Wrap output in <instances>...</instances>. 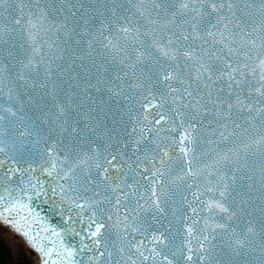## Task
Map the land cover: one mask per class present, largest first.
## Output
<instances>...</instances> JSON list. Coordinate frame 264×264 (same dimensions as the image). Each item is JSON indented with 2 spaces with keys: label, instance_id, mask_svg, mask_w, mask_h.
<instances>
[{
  "label": "snow or ice",
  "instance_id": "obj_1",
  "mask_svg": "<svg viewBox=\"0 0 264 264\" xmlns=\"http://www.w3.org/2000/svg\"><path fill=\"white\" fill-rule=\"evenodd\" d=\"M0 225L39 264H264V0H0Z\"/></svg>",
  "mask_w": 264,
  "mask_h": 264
},
{
  "label": "water",
  "instance_id": "obj_2",
  "mask_svg": "<svg viewBox=\"0 0 264 264\" xmlns=\"http://www.w3.org/2000/svg\"><path fill=\"white\" fill-rule=\"evenodd\" d=\"M35 203L37 205H40V207L37 210L42 211V214H44V215H48V211H47V206L46 205L40 204V201H36ZM49 219L51 220V222L54 225L59 223V220L57 218L53 217V216H49ZM29 246H31V245H29ZM32 253H34V252H31V254ZM37 253L40 256L39 252H37ZM40 259H41V257H40ZM12 262H13V254H12L11 248L9 247V245L4 243V241L2 239H0V264H11Z\"/></svg>",
  "mask_w": 264,
  "mask_h": 264
},
{
  "label": "rangeland",
  "instance_id": "obj_3",
  "mask_svg": "<svg viewBox=\"0 0 264 264\" xmlns=\"http://www.w3.org/2000/svg\"><path fill=\"white\" fill-rule=\"evenodd\" d=\"M12 247L14 249V261L13 264H32L35 260V264H38L36 256H31L28 247L24 242L12 241Z\"/></svg>",
  "mask_w": 264,
  "mask_h": 264
},
{
  "label": "bare ground",
  "instance_id": "obj_4",
  "mask_svg": "<svg viewBox=\"0 0 264 264\" xmlns=\"http://www.w3.org/2000/svg\"><path fill=\"white\" fill-rule=\"evenodd\" d=\"M0 239H2L4 241V243H6L7 245H9L11 247L13 255H14V249L12 247V241H15V240L20 241V242L22 241L21 238L17 237L11 231H9L8 229L3 228V227H0ZM28 251H29V253L31 252L29 249H28ZM31 256L33 257V253Z\"/></svg>",
  "mask_w": 264,
  "mask_h": 264
}]
</instances>
